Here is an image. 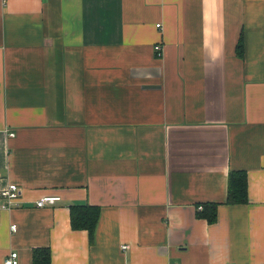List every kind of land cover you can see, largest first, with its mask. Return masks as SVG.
Segmentation results:
<instances>
[{
	"label": "crops",
	"instance_id": "crops-1",
	"mask_svg": "<svg viewBox=\"0 0 264 264\" xmlns=\"http://www.w3.org/2000/svg\"><path fill=\"white\" fill-rule=\"evenodd\" d=\"M0 173V264H264V0H0Z\"/></svg>",
	"mask_w": 264,
	"mask_h": 264
},
{
	"label": "trees",
	"instance_id": "trees-1",
	"mask_svg": "<svg viewBox=\"0 0 264 264\" xmlns=\"http://www.w3.org/2000/svg\"><path fill=\"white\" fill-rule=\"evenodd\" d=\"M249 201L248 175L243 170H233L229 175L228 204H246ZM101 210L99 206L90 204H73L71 206V223L74 229H86L93 238L100 219ZM200 216L206 218L210 223L218 219V204L207 203L200 211ZM43 254L41 260L37 257ZM51 254L48 249H36L34 252L35 264H49Z\"/></svg>",
	"mask_w": 264,
	"mask_h": 264
},
{
	"label": "built area",
	"instance_id": "built-area-1",
	"mask_svg": "<svg viewBox=\"0 0 264 264\" xmlns=\"http://www.w3.org/2000/svg\"><path fill=\"white\" fill-rule=\"evenodd\" d=\"M155 52L158 58H161L163 55L162 45H155ZM14 136L15 134H11ZM2 179V174L0 173V180ZM22 196V188L15 182H8L7 186L3 187L0 191V215L5 210H11L15 206L20 205ZM61 200V197L58 195H44L37 200V206L44 207L47 205H54L56 202ZM201 208V207H200ZM16 225L12 226L13 229H16ZM128 246H124L126 248ZM5 264H19L18 253L11 252L10 255L5 259Z\"/></svg>",
	"mask_w": 264,
	"mask_h": 264
}]
</instances>
